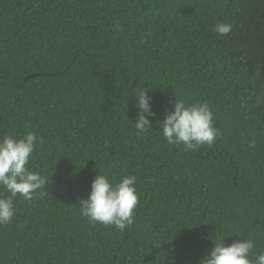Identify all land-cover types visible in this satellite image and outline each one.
<instances>
[{"label": "trees", "instance_id": "16d2710c", "mask_svg": "<svg viewBox=\"0 0 264 264\" xmlns=\"http://www.w3.org/2000/svg\"><path fill=\"white\" fill-rule=\"evenodd\" d=\"M225 21L233 30L221 36ZM139 88L155 112L141 136ZM177 98L209 103L212 145L185 151L163 138L157 121ZM27 131L42 140L29 167L49 182L31 201L14 198L0 264H199L220 235L254 239V259L264 251V0H0V137ZM100 169L137 178L123 232L79 214Z\"/></svg>", "mask_w": 264, "mask_h": 264}, {"label": "clouds", "instance_id": "9594fccd", "mask_svg": "<svg viewBox=\"0 0 264 264\" xmlns=\"http://www.w3.org/2000/svg\"><path fill=\"white\" fill-rule=\"evenodd\" d=\"M233 30L231 22H219L214 31L227 36ZM134 107L138 109L133 123L138 136L147 135L152 129L150 117L155 116L149 89H138ZM160 130L170 145L182 146L185 151H194L202 145H212L219 135L214 125V113L207 101H186L177 98L173 108L167 111ZM37 143L42 140L35 131L22 136L8 133L0 137V225L10 223L16 214L14 198L34 199L38 190H43L49 177L30 169ZM254 143V142H253ZM136 177L125 175L116 179L100 169L91 183L87 198L79 200V214L92 224L113 226L123 232L134 223L135 209L139 205ZM6 191L8 194H2ZM242 236V233H237ZM224 235L213 239L214 247L203 256L199 264H264V251L255 254L254 239L243 237L225 244Z\"/></svg>", "mask_w": 264, "mask_h": 264}]
</instances>
